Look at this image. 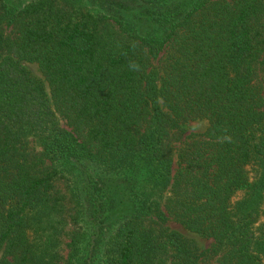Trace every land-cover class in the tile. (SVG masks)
<instances>
[{"label": "trees", "instance_id": "trees-1", "mask_svg": "<svg viewBox=\"0 0 264 264\" xmlns=\"http://www.w3.org/2000/svg\"><path fill=\"white\" fill-rule=\"evenodd\" d=\"M263 213L264 0H0V264H264Z\"/></svg>", "mask_w": 264, "mask_h": 264}, {"label": "rangeland", "instance_id": "rangeland-1", "mask_svg": "<svg viewBox=\"0 0 264 264\" xmlns=\"http://www.w3.org/2000/svg\"><path fill=\"white\" fill-rule=\"evenodd\" d=\"M23 1H25V0H23ZM23 64L34 77H36L40 81H43V76H42L37 64L29 63V62H23ZM44 84H45V82H44ZM61 124L63 126H65L63 124V120L61 121ZM185 128H186L187 132L191 131V132L195 133L196 135H201L204 133V131L207 128V121L204 119H192V120H189L185 123ZM28 147L32 152H39L41 150V147L33 139H30ZM58 187L63 192H66V191L68 192L66 186L64 187L62 180L58 181ZM68 197H69V195L66 196V199L64 201V203L66 204L65 205V207H66L65 211L68 210V208L71 206L70 205L71 201L70 202L68 201ZM262 219H264V213L261 216V220ZM68 220H69V222L65 223V225H64L65 227L62 230V232L53 235V237L55 239V245L48 247V250L50 251L51 256L54 257L55 264H66L65 261H66V259H68V254L71 251V247L68 245V243H70V241H71V235L74 232L73 229H75V225H74V223L70 222L69 218H68ZM166 225L170 230H174L178 234L183 236L186 239L187 243L190 245V247L195 252H201L206 247H208L210 242H211V239L203 237L197 233L191 232V231L185 229L182 225H180L179 223H177L175 221L169 220ZM43 229L39 228L37 226H36V228L33 227L31 229L30 238H31V245L33 248H38L40 246V244L46 239V236L53 233L51 228L45 227ZM76 231H78L77 235L79 236V239L82 240L80 245L83 247L89 241L88 238H85V235L87 236L86 231L83 232V229L81 227H79V229ZM88 237H89V235H88ZM89 239H91V238H89ZM45 247L46 246H43L41 248V251L42 250L46 251ZM2 258H3L2 252L0 250V260ZM210 264H213V261Z\"/></svg>", "mask_w": 264, "mask_h": 264}]
</instances>
